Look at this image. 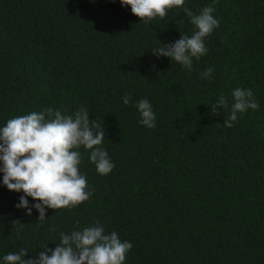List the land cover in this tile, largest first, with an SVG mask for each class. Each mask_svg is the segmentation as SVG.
<instances>
[{
  "label": "trees",
  "instance_id": "obj_1",
  "mask_svg": "<svg viewBox=\"0 0 264 264\" xmlns=\"http://www.w3.org/2000/svg\"><path fill=\"white\" fill-rule=\"evenodd\" d=\"M207 5L219 27L188 70L151 50L191 35L183 9L144 23L119 0H0V125L86 107L115 165L98 175L81 148L93 195L43 221L0 184V255L35 256L60 232L99 221L132 242L125 264H264V0H185L194 13ZM236 87L251 89L259 109L227 128L228 113L209 104ZM144 98L154 129L137 123Z\"/></svg>",
  "mask_w": 264,
  "mask_h": 264
},
{
  "label": "clouds",
  "instance_id": "obj_2",
  "mask_svg": "<svg viewBox=\"0 0 264 264\" xmlns=\"http://www.w3.org/2000/svg\"><path fill=\"white\" fill-rule=\"evenodd\" d=\"M122 7L130 6L131 12L148 23L163 19L172 9H183L194 26L191 35L151 49L153 54L166 57L172 63L191 70L193 59L200 60L208 52L205 40L219 27L211 5L194 13L185 7V0H119ZM216 0H213V4ZM202 80L214 78L213 69L206 68ZM121 100L128 105L131 97L125 93ZM211 106L213 114L225 110L223 124L232 128L248 110H258L254 93L249 88L236 87L229 95H220ZM134 107L139 114L137 123L148 129L156 127L157 116L151 102L140 99ZM105 130L90 118L86 107H79L70 114L58 108L31 111L8 119L0 125V184L9 191L22 193L15 205L31 216L35 209L38 221L47 218L48 209H71L90 199L93 190L87 185L86 176L80 171L82 148L88 153V162L98 175L112 172L114 163L102 146ZM32 198L31 202L28 199ZM55 241V240H53ZM59 243L54 248L42 246L43 251L25 258L28 248L0 255V264H125L132 242L121 240L116 231L106 232L96 221L70 232L59 233Z\"/></svg>",
  "mask_w": 264,
  "mask_h": 264
}]
</instances>
